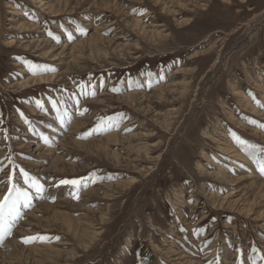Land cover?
<instances>
[{
  "label": "rangeland",
  "instance_id": "rangeland-1",
  "mask_svg": "<svg viewBox=\"0 0 264 264\" xmlns=\"http://www.w3.org/2000/svg\"><path fill=\"white\" fill-rule=\"evenodd\" d=\"M262 160L264 0H0V264H264Z\"/></svg>",
  "mask_w": 264,
  "mask_h": 264
},
{
  "label": "snow or ice",
  "instance_id": "snow-or-ice-1",
  "mask_svg": "<svg viewBox=\"0 0 264 264\" xmlns=\"http://www.w3.org/2000/svg\"><path fill=\"white\" fill-rule=\"evenodd\" d=\"M30 70L33 74H36L37 66L29 65ZM259 167L262 174H264V160L259 161ZM21 174L23 176L24 183L29 184L31 187H35L37 192L42 191V186H40L34 178L28 175L21 169ZM11 185L7 189V193L0 198V240H3L6 236L11 234L12 228L15 223L21 218L20 206L23 203L24 207H29L31 204L29 193L27 191H21L12 179L7 182ZM63 184H73L76 185L79 181L76 180H63ZM77 199L79 197H76ZM46 237H27L24 239V243H31L35 240H46ZM264 259V257H261ZM242 264V262H241Z\"/></svg>",
  "mask_w": 264,
  "mask_h": 264
},
{
  "label": "bare ground",
  "instance_id": "bare-ground-1",
  "mask_svg": "<svg viewBox=\"0 0 264 264\" xmlns=\"http://www.w3.org/2000/svg\"><path fill=\"white\" fill-rule=\"evenodd\" d=\"M30 45V44H29ZM32 46H34V44L32 45ZM42 82H43V79H40ZM129 98V100H133L134 99V96H129L128 97ZM79 124V123H78ZM112 137H116V135H113ZM228 150V149H227ZM55 165H57V163H55ZM221 178V179H220ZM219 179L221 180V181H225V182H227V177H225V176H220L219 177ZM262 185H264V184H262ZM261 193V192H260ZM250 210V209H249ZM263 216V215H262ZM15 253V252H14ZM21 255V254H20ZM19 255V256H20Z\"/></svg>",
  "mask_w": 264,
  "mask_h": 264
}]
</instances>
